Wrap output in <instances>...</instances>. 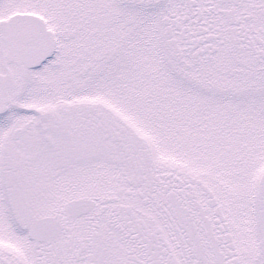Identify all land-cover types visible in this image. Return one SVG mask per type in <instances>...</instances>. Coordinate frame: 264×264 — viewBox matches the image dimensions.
<instances>
[{"label": "snow or ice", "instance_id": "snow-or-ice-1", "mask_svg": "<svg viewBox=\"0 0 264 264\" xmlns=\"http://www.w3.org/2000/svg\"><path fill=\"white\" fill-rule=\"evenodd\" d=\"M0 264H264V0H0Z\"/></svg>", "mask_w": 264, "mask_h": 264}]
</instances>
